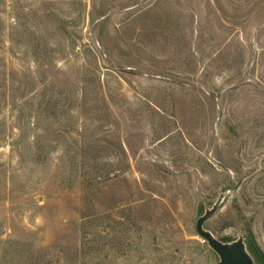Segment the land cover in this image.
Instances as JSON below:
<instances>
[{
	"label": "rangeland",
	"instance_id": "obj_1",
	"mask_svg": "<svg viewBox=\"0 0 264 264\" xmlns=\"http://www.w3.org/2000/svg\"><path fill=\"white\" fill-rule=\"evenodd\" d=\"M264 253V0H0V264Z\"/></svg>",
	"mask_w": 264,
	"mask_h": 264
},
{
	"label": "water",
	"instance_id": "obj_2",
	"mask_svg": "<svg viewBox=\"0 0 264 264\" xmlns=\"http://www.w3.org/2000/svg\"><path fill=\"white\" fill-rule=\"evenodd\" d=\"M220 202L205 210L196 222V230L209 247L218 255L217 264H259L250 252L247 242L243 236L236 240L223 241L217 238L211 231L205 228V223L218 210Z\"/></svg>",
	"mask_w": 264,
	"mask_h": 264
},
{
	"label": "trees",
	"instance_id": "obj_3",
	"mask_svg": "<svg viewBox=\"0 0 264 264\" xmlns=\"http://www.w3.org/2000/svg\"><path fill=\"white\" fill-rule=\"evenodd\" d=\"M223 241H232V240H223ZM247 245L249 247L250 252L253 254L255 260L259 264H264V253L261 251V249L258 247L256 242L254 240H250L247 242Z\"/></svg>",
	"mask_w": 264,
	"mask_h": 264
}]
</instances>
